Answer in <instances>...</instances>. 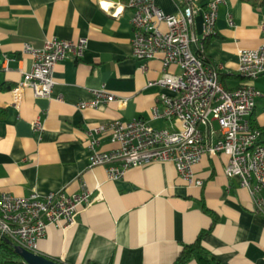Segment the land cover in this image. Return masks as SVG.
Masks as SVG:
<instances>
[{
    "label": "crops",
    "instance_id": "obj_1",
    "mask_svg": "<svg viewBox=\"0 0 264 264\" xmlns=\"http://www.w3.org/2000/svg\"><path fill=\"white\" fill-rule=\"evenodd\" d=\"M184 1L155 3L175 14ZM210 1L194 3L204 10ZM125 4L124 0H0V195L62 189L77 193L85 188L100 193L81 210L76 225L65 230L51 225L39 240L37 253L63 264H173L183 246L202 231H208L204 247L223 264H264V216L253 212L250 192L240 179L226 176V155H205L195 166L202 186L189 185L171 163L132 167L116 181L108 179L106 167H89L88 126L135 118L150 120L157 128L169 126L165 120H151L160 89L148 83L161 77L162 62L153 59L147 70L139 69L133 56L132 11ZM117 10L122 11L119 16L114 14ZM263 21L264 7L243 0L219 5L216 34L204 39L203 45L227 89L241 84L239 51L263 42ZM195 28L202 37V12ZM52 38H86L87 47L80 58L55 65L50 97H37L28 88L15 106L11 90L23 78L18 69L32 67L24 43L41 45ZM4 53L13 58L10 70L3 68ZM256 86L262 95L252 121L264 134V74ZM100 89L116 98L97 108L78 106L91 101ZM37 119L44 124L40 134L33 128ZM117 146L108 134L102 137L100 149Z\"/></svg>",
    "mask_w": 264,
    "mask_h": 264
},
{
    "label": "built area",
    "instance_id": "obj_2",
    "mask_svg": "<svg viewBox=\"0 0 264 264\" xmlns=\"http://www.w3.org/2000/svg\"><path fill=\"white\" fill-rule=\"evenodd\" d=\"M225 0H212L202 10L194 0H185L175 14L164 12L155 0H128L132 11L133 56L145 71L153 59H160L163 74L151 80L157 87L158 102L151 120H165L169 126L154 127L150 120L135 118L126 122L111 121L88 126L85 136L90 150L89 167H106L109 180H121L128 169L159 161L171 163L189 185H203L196 177L195 166L205 155L228 157L225 174L238 177L251 195L253 212L264 216V141L263 131L253 125L252 117L262 92L256 81L264 74V39L256 48L239 51L238 73L241 84L227 89L219 69L207 62L203 40L216 34L218 7ZM121 10L114 14L119 16ZM202 12L204 34L196 31V17ZM232 22V19L230 20ZM264 38V21L260 25ZM87 39L78 41L45 39L41 45L25 42L23 52L32 58L30 70L18 69L23 78L12 88V103L19 106L26 89L37 97H50L55 86V65L69 57L80 58ZM5 70L13 59L3 54ZM91 101L80 102L83 108H97L116 95L96 90ZM122 102L126 99L121 98ZM36 133L44 130L40 119L33 123ZM108 134L118 146L100 149ZM100 190V185L97 186ZM100 198L90 189L77 193L65 190L16 196L0 195V236L15 246L37 253L39 240L51 225L68 229L77 224L81 210Z\"/></svg>",
    "mask_w": 264,
    "mask_h": 264
},
{
    "label": "trees",
    "instance_id": "obj_3",
    "mask_svg": "<svg viewBox=\"0 0 264 264\" xmlns=\"http://www.w3.org/2000/svg\"><path fill=\"white\" fill-rule=\"evenodd\" d=\"M127 2L128 0H124ZM251 3L255 7H264V0H243ZM207 62L210 63L207 59ZM206 211H208L206 209ZM212 214V213H211ZM214 222L216 217L213 216ZM208 231H202L197 239L185 244L173 264H188L196 261L197 264H223L220 259L207 248L204 247L202 239ZM0 264H27L15 250L13 242L0 236Z\"/></svg>",
    "mask_w": 264,
    "mask_h": 264
},
{
    "label": "water",
    "instance_id": "obj_4",
    "mask_svg": "<svg viewBox=\"0 0 264 264\" xmlns=\"http://www.w3.org/2000/svg\"><path fill=\"white\" fill-rule=\"evenodd\" d=\"M6 239L11 241L8 238ZM15 250L27 264H63L57 260L50 259L39 253L31 252L20 246H15Z\"/></svg>",
    "mask_w": 264,
    "mask_h": 264
}]
</instances>
